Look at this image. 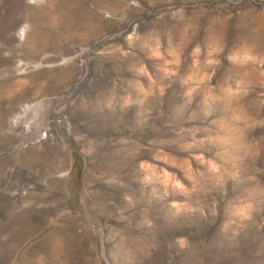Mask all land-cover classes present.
<instances>
[{
  "label": "rangeland",
  "instance_id": "rangeland-1",
  "mask_svg": "<svg viewBox=\"0 0 264 264\" xmlns=\"http://www.w3.org/2000/svg\"><path fill=\"white\" fill-rule=\"evenodd\" d=\"M0 264H264V0H0Z\"/></svg>",
  "mask_w": 264,
  "mask_h": 264
}]
</instances>
